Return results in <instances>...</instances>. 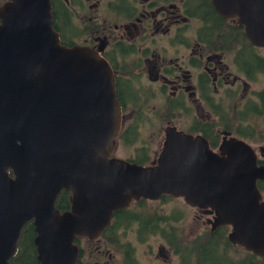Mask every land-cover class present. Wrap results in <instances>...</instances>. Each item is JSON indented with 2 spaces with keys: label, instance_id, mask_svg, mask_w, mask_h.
Segmentation results:
<instances>
[{
  "label": "water",
  "instance_id": "obj_1",
  "mask_svg": "<svg viewBox=\"0 0 264 264\" xmlns=\"http://www.w3.org/2000/svg\"><path fill=\"white\" fill-rule=\"evenodd\" d=\"M210 1L264 47V0ZM121 114L109 63L61 44L50 0L0 5V264L16 256L28 223L38 264H76V237H97L114 211L162 195L208 209L230 243L264 255V166L249 145L223 139L213 154L201 137L166 128L155 162L142 167L110 158ZM63 191L70 206L61 212Z\"/></svg>",
  "mask_w": 264,
  "mask_h": 264
},
{
  "label": "flooded vegetation",
  "instance_id": "obj_2",
  "mask_svg": "<svg viewBox=\"0 0 264 264\" xmlns=\"http://www.w3.org/2000/svg\"><path fill=\"white\" fill-rule=\"evenodd\" d=\"M50 4L61 44L92 50L114 74L122 126L110 158H117L113 153L121 143L135 148L122 160L150 165L164 131L174 128L201 137L213 154L223 139L241 140L254 151L256 165L264 166V135L260 146L250 143L256 121L264 133L257 96L264 90L258 82L264 78V47L250 44L236 19H221L210 0ZM209 212L173 196L133 200L113 212L99 236L75 238L76 264H264V255L228 241V226L212 228Z\"/></svg>",
  "mask_w": 264,
  "mask_h": 264
},
{
  "label": "trees",
  "instance_id": "obj_3",
  "mask_svg": "<svg viewBox=\"0 0 264 264\" xmlns=\"http://www.w3.org/2000/svg\"><path fill=\"white\" fill-rule=\"evenodd\" d=\"M257 96L260 99L262 110L264 113V90L258 93ZM11 174V172H9ZM256 187L259 193L264 194V183L262 181L256 182ZM68 192H61L56 201V208L61 212L67 210L70 206ZM35 233L32 223H28L22 230L21 236L18 242V252L16 256L10 261V264H38L37 253L34 245Z\"/></svg>",
  "mask_w": 264,
  "mask_h": 264
},
{
  "label": "rangeland",
  "instance_id": "obj_4",
  "mask_svg": "<svg viewBox=\"0 0 264 264\" xmlns=\"http://www.w3.org/2000/svg\"><path fill=\"white\" fill-rule=\"evenodd\" d=\"M264 52V51H262ZM259 84L260 85H263L264 86V78H261L260 80H258ZM255 89H258V85L255 84ZM256 121V120H255ZM254 130H255V135L253 137V139L251 140L250 143H252V145L256 148L257 146H260L258 145V141L259 140V136L263 137L264 133H263V129L260 128V126L257 124V121L255 122V127H254ZM142 138H144L146 141H148V145H149V138H148V132L147 131H144L142 133ZM264 141V139H263ZM135 148L134 147H131V148H126L125 146H123L121 143H119V145L116 147L114 153H113V156L114 157H117V158H121V159H127L128 157L131 158L132 155H134V150ZM157 149V147L155 146V141L153 142V144H150V151L152 152H155ZM263 195L264 197V194H261Z\"/></svg>",
  "mask_w": 264,
  "mask_h": 264
}]
</instances>
